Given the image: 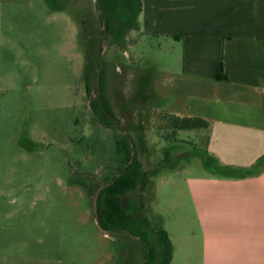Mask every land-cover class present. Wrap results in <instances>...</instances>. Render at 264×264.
<instances>
[{
    "label": "rangeland",
    "instance_id": "1",
    "mask_svg": "<svg viewBox=\"0 0 264 264\" xmlns=\"http://www.w3.org/2000/svg\"><path fill=\"white\" fill-rule=\"evenodd\" d=\"M97 11L96 0H0V264H145L140 239L96 217L121 137L156 171L144 197L130 195L155 225L173 226L187 177L207 173L198 131L170 141L158 129L159 117L188 116L179 44L140 29L103 42ZM102 96L114 127L93 112Z\"/></svg>",
    "mask_w": 264,
    "mask_h": 264
},
{
    "label": "crops",
    "instance_id": "2",
    "mask_svg": "<svg viewBox=\"0 0 264 264\" xmlns=\"http://www.w3.org/2000/svg\"><path fill=\"white\" fill-rule=\"evenodd\" d=\"M142 2L141 35L182 49L181 111L210 123L198 131L203 151L216 164L256 165L264 157V0ZM185 197L164 226L172 264H264V163L243 178L188 176Z\"/></svg>",
    "mask_w": 264,
    "mask_h": 264
},
{
    "label": "trees",
    "instance_id": "3",
    "mask_svg": "<svg viewBox=\"0 0 264 264\" xmlns=\"http://www.w3.org/2000/svg\"><path fill=\"white\" fill-rule=\"evenodd\" d=\"M98 2L108 24H111L114 35L121 34L118 30L115 31L119 22L122 24L125 22L131 30L140 29L142 0H98ZM104 77L105 71L102 70L101 89L103 92ZM102 101L106 112L99 101L92 103V106L97 108L102 119L111 122L112 119L107 115L110 112L103 96ZM209 127L210 123L200 117L166 114L161 119L158 118V129L164 133L166 140L170 141L176 140L173 136L177 131H201ZM129 142L122 137L117 139V172L113 176H106L104 186L100 187L97 209L100 224L108 234L126 231L140 239L147 248L145 264H172L173 244L168 232L160 222L155 225L154 220L147 213V205L143 200L139 204L130 198L131 193L138 190L141 192V197H144L151 176L156 171L145 168L134 151L133 143ZM140 146L142 149L143 146ZM194 151L195 155L201 157L203 167L218 177L251 176L264 163V157H262L250 169L239 170L231 166L216 164L205 151L199 152L198 149Z\"/></svg>",
    "mask_w": 264,
    "mask_h": 264
},
{
    "label": "flooded vegetation",
    "instance_id": "4",
    "mask_svg": "<svg viewBox=\"0 0 264 264\" xmlns=\"http://www.w3.org/2000/svg\"><path fill=\"white\" fill-rule=\"evenodd\" d=\"M96 5L98 7V11L97 12H98V16H99V22H100L101 26H103V30L101 31V33H102L101 39L104 42V41H107L108 39L113 38L116 41L115 43L119 44L121 41L124 40L125 36L127 35V33H129L131 31V29H129V27L126 25L125 22L123 24L119 22L118 25L116 26L115 31L118 30L121 34L114 35V32L112 31L111 24H108V21H107L105 15H104V13L100 9V5H99L98 0H96ZM139 27H140V24H139ZM132 30H134V29H132ZM98 60L101 61V58H99ZM89 61H90V59H88V63H89ZM87 67L90 68V65L88 64ZM95 72H96L95 76L97 77V81H98L97 90L98 91H102V89H101L102 88L101 87L102 69L100 68V63H98V65L95 66ZM86 77H87V79L90 78L89 76H86ZM92 100L95 101V102L99 101L101 103V106H102L103 110L106 112V109L104 107V102L102 101V97H97V98L92 99ZM93 112H95L97 117H100L99 112H98L96 107L95 108L93 107ZM111 119H112L111 122L103 121V124L107 125V126L109 125V127H114L115 126L113 124L114 120H113V118H111ZM141 150L145 153V147L144 146H143V148Z\"/></svg>",
    "mask_w": 264,
    "mask_h": 264
},
{
    "label": "water",
    "instance_id": "5",
    "mask_svg": "<svg viewBox=\"0 0 264 264\" xmlns=\"http://www.w3.org/2000/svg\"><path fill=\"white\" fill-rule=\"evenodd\" d=\"M99 193H100V191L97 193V196H96V199H95L96 217H97V221H98V224H99L100 229H101L103 232L107 233L106 230H105V229L102 227V225L100 224V220H99V218H98L97 209H98V196H99ZM110 235L112 236V234H110Z\"/></svg>",
    "mask_w": 264,
    "mask_h": 264
}]
</instances>
